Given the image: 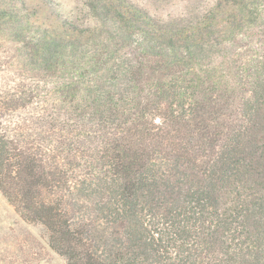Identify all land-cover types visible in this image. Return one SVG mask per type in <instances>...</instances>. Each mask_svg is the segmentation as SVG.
<instances>
[{
    "label": "trees",
    "instance_id": "16d2710c",
    "mask_svg": "<svg viewBox=\"0 0 264 264\" xmlns=\"http://www.w3.org/2000/svg\"><path fill=\"white\" fill-rule=\"evenodd\" d=\"M86 4L51 29L0 0L1 194L67 264H264V0Z\"/></svg>",
    "mask_w": 264,
    "mask_h": 264
},
{
    "label": "rangeland",
    "instance_id": "374dc122",
    "mask_svg": "<svg viewBox=\"0 0 264 264\" xmlns=\"http://www.w3.org/2000/svg\"><path fill=\"white\" fill-rule=\"evenodd\" d=\"M36 11L34 21L45 28H58L60 16L85 27L94 26L87 0H26ZM155 17L167 20L202 13L215 0H131ZM17 45L0 34V86L18 79ZM17 71V73H16ZM22 77V75H19ZM0 264H67L49 246L47 231L23 220L0 192Z\"/></svg>",
    "mask_w": 264,
    "mask_h": 264
}]
</instances>
